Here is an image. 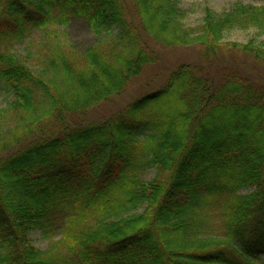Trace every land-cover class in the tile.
Instances as JSON below:
<instances>
[{
  "label": "trees",
  "instance_id": "16d2710c",
  "mask_svg": "<svg viewBox=\"0 0 264 264\" xmlns=\"http://www.w3.org/2000/svg\"><path fill=\"white\" fill-rule=\"evenodd\" d=\"M205 14L193 26L178 0H0V83L14 97L0 111V264L262 262L264 73L239 57L264 65V6ZM73 19L99 39L84 53L51 33ZM247 29L258 37L223 42ZM44 34L35 60L17 55ZM150 42L198 46L203 61L90 121L160 64ZM223 49L235 55L217 67ZM215 213L221 235L201 237Z\"/></svg>",
  "mask_w": 264,
  "mask_h": 264
},
{
  "label": "rangeland",
  "instance_id": "374dc122",
  "mask_svg": "<svg viewBox=\"0 0 264 264\" xmlns=\"http://www.w3.org/2000/svg\"><path fill=\"white\" fill-rule=\"evenodd\" d=\"M180 8L184 11L186 15V24L193 26H201L203 25L206 9H211L217 14H223L232 10V8L237 3H244L248 5L254 6H264V1L260 0H178ZM52 28L51 33L56 34L61 40H65L69 42L75 51L78 53H84L91 48L95 47L98 42V37L96 34L90 29L88 24L84 20L73 19L69 26L66 28L68 31V36H64L61 31L63 30L61 27ZM45 37L43 35L36 36L35 39L29 40L23 45L19 46L16 50L17 55L21 59H25L30 51L34 52L32 61L36 59V51L38 44L43 41ZM107 37L106 35L104 36ZM258 37L256 32L252 29L247 30H236L227 35L224 39V43H242L247 44L253 38ZM263 40L264 38H259ZM150 46L154 49L158 57L160 58V64H156L146 71H144L143 75L135 80L134 84L128 91L123 92L119 96V102L115 99L112 103L106 104L100 107L95 108L93 112H91L88 117L90 121H101L105 117L111 116L113 113L118 111H122L123 108L134 101L139 95L143 93H148L158 89L165 79L170 74V71L174 70L181 64H200L203 61V54L201 52V48L198 46L193 47H178V48H168L163 45H156L150 42ZM234 54L228 52L227 49H223L220 54L221 59H224L219 65L223 66L224 63H231L233 61ZM237 55H241L237 53ZM247 61V63L245 62ZM36 63V61H34ZM239 64H242V67L248 70L251 73L253 68H258L261 72L264 73V65L258 64L255 65L252 61H250L249 57L240 56ZM245 64V65H244ZM254 65V66H253ZM253 66V67H252ZM221 68V67H220ZM14 101V97L12 94L8 93L5 86L0 83V111L8 110L11 106V103ZM82 118V117H81ZM157 172L155 169H149L146 175V179L151 181L155 178ZM253 189H244L240 191V195H250L253 193ZM212 215V216H211ZM212 218L210 222L204 225L203 231L200 236L203 238H215L221 235V232L218 230L220 223V215L219 214H210L209 218ZM209 220V219H208ZM30 239L33 241L36 247L44 252H48L50 249L49 241L46 240L40 232H32L30 235ZM260 264H264V256L262 257V262Z\"/></svg>",
  "mask_w": 264,
  "mask_h": 264
}]
</instances>
